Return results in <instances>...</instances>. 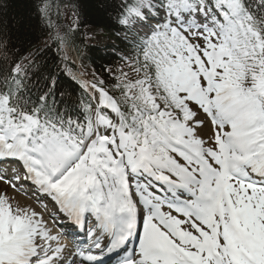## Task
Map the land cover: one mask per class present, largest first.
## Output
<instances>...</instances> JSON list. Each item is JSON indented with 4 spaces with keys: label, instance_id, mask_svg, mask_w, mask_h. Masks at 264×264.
<instances>
[{
    "label": "snow or ice",
    "instance_id": "obj_1",
    "mask_svg": "<svg viewBox=\"0 0 264 264\" xmlns=\"http://www.w3.org/2000/svg\"><path fill=\"white\" fill-rule=\"evenodd\" d=\"M108 7L119 63L71 103L29 81L89 47L74 0L35 52L0 35V264H264V0Z\"/></svg>",
    "mask_w": 264,
    "mask_h": 264
},
{
    "label": "trees",
    "instance_id": "obj_2",
    "mask_svg": "<svg viewBox=\"0 0 264 264\" xmlns=\"http://www.w3.org/2000/svg\"><path fill=\"white\" fill-rule=\"evenodd\" d=\"M36 3L37 0H0V35L9 37L12 45L22 49V53L32 51L31 48L34 47L40 48L41 44L37 39L46 33L36 11ZM74 3L78 6L82 27L93 36L87 40L89 47L81 44L77 54H87L88 51V55L97 60L96 65L101 61L105 65H112L116 61V53L121 51L120 45L108 44L106 40L116 37L113 33L119 31L112 25L113 13L108 7L113 0H74ZM52 19L55 20L53 17ZM37 42L39 45L36 46ZM45 55L54 57L52 51ZM44 82L47 83L48 79Z\"/></svg>",
    "mask_w": 264,
    "mask_h": 264
}]
</instances>
